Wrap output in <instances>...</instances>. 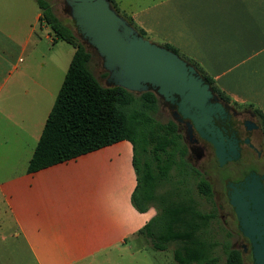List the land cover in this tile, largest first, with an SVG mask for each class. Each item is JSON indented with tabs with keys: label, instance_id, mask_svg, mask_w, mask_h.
Here are the masks:
<instances>
[{
	"label": "crops",
	"instance_id": "1",
	"mask_svg": "<svg viewBox=\"0 0 264 264\" xmlns=\"http://www.w3.org/2000/svg\"><path fill=\"white\" fill-rule=\"evenodd\" d=\"M114 1L150 41L195 61L229 102L264 115V0ZM31 12L30 0H0V205L35 264H110L155 212L131 204L127 141L27 172L64 78L21 65L35 24L46 26L38 6Z\"/></svg>",
	"mask_w": 264,
	"mask_h": 264
},
{
	"label": "trees",
	"instance_id": "2",
	"mask_svg": "<svg viewBox=\"0 0 264 264\" xmlns=\"http://www.w3.org/2000/svg\"><path fill=\"white\" fill-rule=\"evenodd\" d=\"M139 35L148 39L132 18L121 14L116 2L108 0ZM41 11L40 20L54 32L56 39L74 49L60 89L46 118L39 140L29 160L27 172L32 173L59 164L120 141L132 147V166L136 186L131 204L140 213L150 208L155 215L138 231L150 239L156 250L176 243L175 264H220L216 255L219 242L209 237L210 223L216 218L214 209L204 213L191 195H180L179 180H173L172 170L190 169L197 178V192L210 199L212 188L184 159L185 147L172 122L156 119L157 101L152 92L137 95L120 87L106 88L98 82L89 68L90 53L70 29L53 14L47 0H35ZM191 64L222 100L214 81L193 60L169 44H159ZM106 76V73L104 74ZM264 132V115L254 110ZM174 185V186H173ZM173 186L172 196L170 188ZM163 188L162 193H157ZM169 196V197H168ZM158 222L156 229L152 225ZM224 264H243L241 252L228 242L222 246Z\"/></svg>",
	"mask_w": 264,
	"mask_h": 264
},
{
	"label": "water",
	"instance_id": "3",
	"mask_svg": "<svg viewBox=\"0 0 264 264\" xmlns=\"http://www.w3.org/2000/svg\"><path fill=\"white\" fill-rule=\"evenodd\" d=\"M81 43L93 49L106 73V88L142 94L156 92L177 100V112L214 150L218 166L238 159L233 143L214 125L224 106L196 69L176 53L138 34L108 0H62ZM250 176L243 192L229 199L237 228L250 244L253 264H264V188ZM247 181V178H246Z\"/></svg>",
	"mask_w": 264,
	"mask_h": 264
},
{
	"label": "rangeland",
	"instance_id": "4",
	"mask_svg": "<svg viewBox=\"0 0 264 264\" xmlns=\"http://www.w3.org/2000/svg\"><path fill=\"white\" fill-rule=\"evenodd\" d=\"M30 1L32 5L31 14L34 18L33 14L37 11V4L34 0ZM47 1L56 18L63 25L67 26L74 37L81 42L73 21L64 13L62 0ZM121 14L124 13L121 12ZM45 25L46 26L40 27L38 23L35 24L26 54L23 57L24 61L21 65H27L34 70L56 67L57 74L60 73L63 77L70 62L73 48L64 41H56L54 32L47 24ZM84 46L91 55L89 68L92 74L100 85L105 86L106 76H104L105 71L102 68L100 58L93 49L86 45ZM251 156L250 158L245 156L242 160L234 163V165L224 164L220 167L216 164L213 154L211 152L207 153L200 161L199 168L202 170L201 176L211 185L212 196L210 199L202 197L197 192V178L194 177V175L188 178L187 175H182L183 170H179V173L176 172L182 175L181 179L179 178L178 180H180V184L183 186L174 187L180 188L179 192L181 195H179V197H189L188 194H190L191 197L199 203L198 206L202 212L208 213L211 209L215 210L216 218L210 223L209 237L220 243L216 249V255L219 257L220 264H224L222 246L225 242H228L230 246L239 251H242V243H246L241 233L238 231L235 214L227 199L223 197L222 177L231 171L238 170V172H240L246 165L264 168V161H257L255 155ZM172 173L174 172H171V175ZM173 186L169 190L171 191L169 196H172L174 190ZM163 191V188L157 189V193H162ZM157 225L158 222H155L152 225V229H156ZM11 226L12 224L8 215L5 213V209L0 205V264H35L25 250L22 241L11 238ZM131 247V250L124 251L123 256H112V258H110V264H175L173 250L176 248V243L168 244L167 248L164 250H156L151 246L150 239H147L144 234L139 236L138 242L136 240L132 241ZM242 259L243 264H253L250 251L245 252L242 255ZM108 260L109 259H107V262Z\"/></svg>",
	"mask_w": 264,
	"mask_h": 264
},
{
	"label": "flooded vegetation",
	"instance_id": "5",
	"mask_svg": "<svg viewBox=\"0 0 264 264\" xmlns=\"http://www.w3.org/2000/svg\"><path fill=\"white\" fill-rule=\"evenodd\" d=\"M152 93L157 101V110L155 113L156 119L160 122L174 123L176 126V131L180 136V140L185 147V161L190 168L201 175L202 170L199 168L200 161L207 155V153L211 152L215 159L212 145L204 138L200 137L196 130L189 125V121L187 119H183L178 114L177 100L165 101L156 92ZM216 98L217 101L224 106V113L217 115V117L214 119V125L222 130L223 135L233 143L239 152L237 160L230 161L225 164L234 165V163L242 160L245 156L250 158L251 155H255L257 161H264V132L255 111L249 107H240L231 102H226L218 96H216ZM246 167L240 172H238V170L233 172L231 171L222 177L223 197L227 199L228 203L233 192L237 190L240 192L244 191L245 184L251 182L250 176L252 174L257 176V180H260V177L264 176L263 167L260 168L254 165H246ZM179 170H183L182 175H187L188 178H190L192 175L190 169L188 168H178V170L174 168L172 170V172H174L172 173L174 181L178 180L179 178L181 179L182 175L176 173H179ZM260 181L262 182V186L264 188V178ZM177 186L180 187L183 185L178 184ZM182 195L186 196L185 194ZM188 196L190 195L188 194ZM174 197H179V195L176 194ZM243 239L246 243H242V251H240L241 256L247 251H250L251 254L248 240L244 237Z\"/></svg>",
	"mask_w": 264,
	"mask_h": 264
}]
</instances>
